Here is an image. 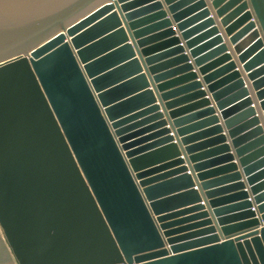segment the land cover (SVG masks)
<instances>
[{
	"label": "water",
	"instance_id": "obj_1",
	"mask_svg": "<svg viewBox=\"0 0 264 264\" xmlns=\"http://www.w3.org/2000/svg\"><path fill=\"white\" fill-rule=\"evenodd\" d=\"M0 264H264V0H0Z\"/></svg>",
	"mask_w": 264,
	"mask_h": 264
},
{
	"label": "bare ground",
	"instance_id": "obj_2",
	"mask_svg": "<svg viewBox=\"0 0 264 264\" xmlns=\"http://www.w3.org/2000/svg\"><path fill=\"white\" fill-rule=\"evenodd\" d=\"M4 236V235H3Z\"/></svg>",
	"mask_w": 264,
	"mask_h": 264
}]
</instances>
